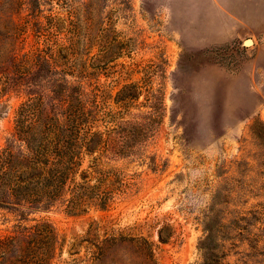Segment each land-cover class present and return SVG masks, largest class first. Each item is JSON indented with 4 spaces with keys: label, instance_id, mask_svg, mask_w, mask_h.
Segmentation results:
<instances>
[{
    "label": "rangeland",
    "instance_id": "rangeland-1",
    "mask_svg": "<svg viewBox=\"0 0 264 264\" xmlns=\"http://www.w3.org/2000/svg\"><path fill=\"white\" fill-rule=\"evenodd\" d=\"M38 53L56 71L46 80L23 62ZM59 80L97 116L99 162L122 186L106 210L35 216L61 240L52 264H93V248L73 245L90 227L145 239L156 264H200L210 228L222 264H264V144L253 131L264 124V0H39L34 15L28 0H0V149L18 107ZM15 219L0 210V235ZM144 247L111 250L133 264Z\"/></svg>",
    "mask_w": 264,
    "mask_h": 264
},
{
    "label": "trees",
    "instance_id": "trees-1",
    "mask_svg": "<svg viewBox=\"0 0 264 264\" xmlns=\"http://www.w3.org/2000/svg\"><path fill=\"white\" fill-rule=\"evenodd\" d=\"M28 4L34 15L39 0H28ZM24 58L23 62L34 65L45 80L56 73L39 53ZM20 75L22 81H30L31 71ZM64 81L43 84L38 93L30 94L16 110L10 137L0 149V210L16 218L12 229L0 235V264H52L61 252V240L51 223L35 216L56 206H64L71 215L83 214L90 208L106 210L122 186L119 174L99 162L105 141L97 116L87 108L80 88ZM27 83L30 91L31 85L40 88ZM259 128L264 144L262 122L255 124L254 134L260 135L256 131ZM94 154L97 156L83 168V157ZM163 230L158 231L160 242L170 236L165 237ZM130 242L145 246L133 264H156L151 244L143 238L122 234L101 237L96 228L92 231L90 227L73 245L93 248L89 251L93 264L108 260L119 264L117 258L121 256L111 247ZM217 249L213 231L208 228L198 244L200 264H222Z\"/></svg>",
    "mask_w": 264,
    "mask_h": 264
},
{
    "label": "water",
    "instance_id": "water-1",
    "mask_svg": "<svg viewBox=\"0 0 264 264\" xmlns=\"http://www.w3.org/2000/svg\"><path fill=\"white\" fill-rule=\"evenodd\" d=\"M244 44H245V45H249V44L251 45V44H252V41H251V40H246V41L244 42Z\"/></svg>",
    "mask_w": 264,
    "mask_h": 264
},
{
    "label": "bare ground",
    "instance_id": "bare-ground-1",
    "mask_svg": "<svg viewBox=\"0 0 264 264\" xmlns=\"http://www.w3.org/2000/svg\"><path fill=\"white\" fill-rule=\"evenodd\" d=\"M250 45V44H249Z\"/></svg>",
    "mask_w": 264,
    "mask_h": 264
}]
</instances>
